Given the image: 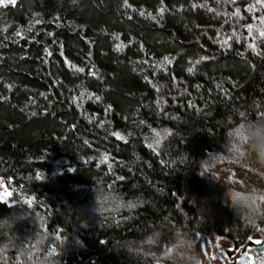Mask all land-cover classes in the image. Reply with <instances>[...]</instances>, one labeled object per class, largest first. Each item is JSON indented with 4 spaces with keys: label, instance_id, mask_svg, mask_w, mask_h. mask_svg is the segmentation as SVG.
<instances>
[{
    "label": "trees",
    "instance_id": "trees-1",
    "mask_svg": "<svg viewBox=\"0 0 264 264\" xmlns=\"http://www.w3.org/2000/svg\"><path fill=\"white\" fill-rule=\"evenodd\" d=\"M262 33L264 0L0 6V264H171L181 234L245 246L253 223L235 230L201 172L264 116Z\"/></svg>",
    "mask_w": 264,
    "mask_h": 264
},
{
    "label": "rangeland",
    "instance_id": "rangeland-1",
    "mask_svg": "<svg viewBox=\"0 0 264 264\" xmlns=\"http://www.w3.org/2000/svg\"><path fill=\"white\" fill-rule=\"evenodd\" d=\"M225 152L223 154L213 153L208 156L202 168V180L208 186L209 194L218 201L219 206L227 213V220L235 230L244 228V226H251L253 223L249 240L259 244L264 238V223L263 221L261 223L264 213L253 218H246L239 209L231 205L229 194L233 191L264 192V164L259 163L254 155H248L243 151L239 154L233 153L231 145ZM207 196L209 197V195ZM9 197L10 192L0 178V202L9 204ZM259 216L261 220H258ZM184 238H187L190 251L184 257L176 260L178 264H193V262L194 264H209L205 261L200 250L201 238H204L210 264H237L240 260L241 247L235 246V238L233 237L181 234L180 238L174 242ZM172 247L162 252V258L171 259L168 254L172 251ZM261 258L264 256H260L258 259Z\"/></svg>",
    "mask_w": 264,
    "mask_h": 264
},
{
    "label": "clouds",
    "instance_id": "clouds-1",
    "mask_svg": "<svg viewBox=\"0 0 264 264\" xmlns=\"http://www.w3.org/2000/svg\"><path fill=\"white\" fill-rule=\"evenodd\" d=\"M230 139L233 153L239 154L243 151L248 155H254L259 163L264 164V116L236 125L231 131ZM229 195L231 205L239 209L246 218L264 213V192L233 191ZM108 202L111 211L115 212L133 207V204L115 195L109 197ZM189 251L187 238L175 242L168 254L171 264H175L177 259L184 257ZM256 264H264V258L258 259Z\"/></svg>",
    "mask_w": 264,
    "mask_h": 264
},
{
    "label": "water",
    "instance_id": "water-1",
    "mask_svg": "<svg viewBox=\"0 0 264 264\" xmlns=\"http://www.w3.org/2000/svg\"><path fill=\"white\" fill-rule=\"evenodd\" d=\"M200 250H201V253H202L205 261L210 264L208 254H207L206 248H205L204 238L200 239ZM252 251L257 252V253H264V244H262L258 247L257 246L253 247ZM237 264H252L250 256L247 254H242L240 257V260Z\"/></svg>",
    "mask_w": 264,
    "mask_h": 264
},
{
    "label": "flooded vegetation",
    "instance_id": "flooded-vegetation-1",
    "mask_svg": "<svg viewBox=\"0 0 264 264\" xmlns=\"http://www.w3.org/2000/svg\"><path fill=\"white\" fill-rule=\"evenodd\" d=\"M264 244V238L261 240V242L258 244L252 242L251 240H248V242L246 243L245 246L243 247H239L240 248V252H241V255L242 254H247L250 256L251 258V263L254 264L255 261L260 257V256H264V253H257V252H254L252 251V248L255 247V246H260Z\"/></svg>",
    "mask_w": 264,
    "mask_h": 264
},
{
    "label": "snow or ice",
    "instance_id": "snow-or-ice-1",
    "mask_svg": "<svg viewBox=\"0 0 264 264\" xmlns=\"http://www.w3.org/2000/svg\"><path fill=\"white\" fill-rule=\"evenodd\" d=\"M7 4H12V5H15L16 4V0H0V6H4V5H7ZM251 27V26H249ZM262 35H264V33H262ZM7 195V193H6ZM29 203H31V201H29Z\"/></svg>",
    "mask_w": 264,
    "mask_h": 264
}]
</instances>
